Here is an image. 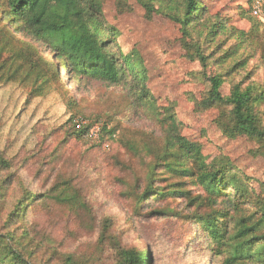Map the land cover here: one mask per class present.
<instances>
[{
    "label": "rangeland",
    "instance_id": "374dc122",
    "mask_svg": "<svg viewBox=\"0 0 264 264\" xmlns=\"http://www.w3.org/2000/svg\"><path fill=\"white\" fill-rule=\"evenodd\" d=\"M98 1V21L107 30L111 51L135 56L144 82L137 86L127 79L111 87L88 79L73 81L60 69L63 86L46 85L45 93L36 96L33 90L41 82L34 83L32 75L24 83L26 66L15 59V67L24 68L21 78L0 84V158L34 159L19 171L0 173V182L11 175L10 185L0 190V233L13 225L9 231L40 261L50 259L54 250L59 256L55 261L69 254L82 264H119V249H126L139 256L148 250L150 264H221L211 256L207 239L185 218L192 208L183 198L152 201L154 192L135 204L130 188L137 177L142 189L148 184L149 162L162 146L157 120L162 116L155 112L180 123V134L201 148L207 164L228 163L255 187L256 180H264L260 145L245 136H226L221 113L227 109L202 110L198 105L213 75L223 76V96L236 84L264 90V0H200L204 12L186 26L179 22L187 10L184 0ZM213 25L216 32H211ZM10 31V39L29 43ZM240 32L248 36L241 47L235 36ZM195 49L210 58L206 67L191 60ZM69 99L72 106L67 105ZM256 112L264 127V103ZM71 117L73 123L78 118L98 120L100 135L101 124L110 121L115 134L106 135L99 146L71 140L65 127ZM160 173L158 169L151 184L157 191L176 185L191 198L202 194L193 180ZM27 193L42 198L28 204L25 218H12ZM67 196L73 201L64 202ZM104 218L113 222V239L99 245Z\"/></svg>",
    "mask_w": 264,
    "mask_h": 264
},
{
    "label": "trees",
    "instance_id": "16d2710c",
    "mask_svg": "<svg viewBox=\"0 0 264 264\" xmlns=\"http://www.w3.org/2000/svg\"><path fill=\"white\" fill-rule=\"evenodd\" d=\"M187 10L179 20L182 26L192 23L194 18L201 15L205 7L200 0H184ZM146 6V5H145ZM100 4L98 0H0V84L15 83L19 80L22 66L15 67L16 61L24 64L22 81L34 76L35 82L41 85L33 90L36 96L45 93L46 85H61L60 69L64 76L73 81L91 80L114 87L128 80L143 84L139 63L135 56H116L112 51L109 36L104 35L98 17ZM213 25L211 32H216ZM26 37L29 43L20 42L11 36L10 29ZM113 31H111L112 33ZM109 31V35L111 34ZM236 40L240 47L246 41L244 32L237 33ZM36 45L44 48V55ZM19 46V48H18ZM191 60L198 61L204 68L210 59L200 50L195 49ZM2 59V60H1ZM15 59H17L15 61ZM219 61V60H217ZM238 62L229 70L231 73ZM228 73V74H229ZM208 92L198 104L200 109H227L221 113L226 136H245L257 142L264 156V127L261 125L256 108L264 103V90L248 85H233L230 94L223 96L220 89L224 83L222 75L207 78ZM43 82V83H42ZM25 83V82H24ZM31 84L32 87L35 85ZM65 90V89H64ZM145 94V93H144ZM74 101L69 99L67 105ZM133 105V104H131ZM158 120L162 132V146L152 154L145 175L148 184L140 186L137 177L130 188L135 204H139L153 196L152 201L183 198L189 208L185 215L197 233H201L209 244L211 256L220 260L221 264H264V180L251 183V178L238 172L228 163L207 164L201 148L188 142L180 134V123L173 117L163 113H153ZM69 118L66 123L67 138L85 140L99 146L102 139L115 134L116 128H110V121L101 124L100 140H86L85 129L77 128ZM100 124L98 120L88 122ZM134 149V148H133ZM34 159H24L17 162V155L10 159L0 158V173H6L14 168L15 172L25 168ZM167 173L177 179H191L193 184L200 187L201 195L189 197V192L168 185L159 191L151 185L155 182L157 170ZM238 173H237V172ZM8 175L0 182V190L10 185ZM166 181V179H160ZM65 185V184H64ZM166 188V190H164ZM25 203L15 205L12 218L23 219L38 195L26 194ZM46 198L43 195V199ZM64 202H71L68 196ZM13 225L6 226L5 233H0V264H82L67 254L62 259L52 251L50 259L40 261L36 252H26L23 240L9 231ZM113 222L104 218L98 231V244L113 239L111 229ZM139 256L137 251L119 249V264H150L149 251L144 250Z\"/></svg>",
    "mask_w": 264,
    "mask_h": 264
},
{
    "label": "built area",
    "instance_id": "2783aa9c",
    "mask_svg": "<svg viewBox=\"0 0 264 264\" xmlns=\"http://www.w3.org/2000/svg\"><path fill=\"white\" fill-rule=\"evenodd\" d=\"M259 3V2H258ZM256 3V4H258ZM255 14L260 13V9L256 5L254 7ZM74 124L77 126V128H84L85 129V137L93 140H98L100 137V129L98 124H89L85 119L78 118L74 121Z\"/></svg>",
    "mask_w": 264,
    "mask_h": 264
}]
</instances>
